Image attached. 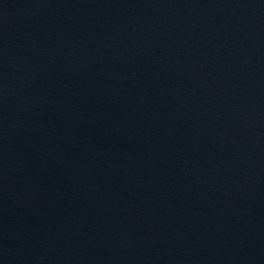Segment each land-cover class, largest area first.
Here are the masks:
<instances>
[{"label":"water","instance_id":"water-1","mask_svg":"<svg viewBox=\"0 0 264 264\" xmlns=\"http://www.w3.org/2000/svg\"><path fill=\"white\" fill-rule=\"evenodd\" d=\"M0 264H264V0H0Z\"/></svg>","mask_w":264,"mask_h":264}]
</instances>
